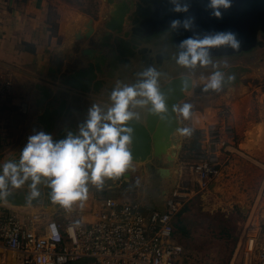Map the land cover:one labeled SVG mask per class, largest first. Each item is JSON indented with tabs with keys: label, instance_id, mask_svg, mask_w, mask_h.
<instances>
[{
	"label": "crops",
	"instance_id": "obj_1",
	"mask_svg": "<svg viewBox=\"0 0 264 264\" xmlns=\"http://www.w3.org/2000/svg\"><path fill=\"white\" fill-rule=\"evenodd\" d=\"M121 1L123 0H119V2ZM129 1L134 3V6L137 3V0ZM50 6L54 7L53 11ZM112 9L111 6L104 3V0H100L98 16L92 17L85 14L73 15L71 11L57 4L51 5L47 0H26L17 6L0 11V67L12 77V105L15 111L10 121L6 122L7 131L0 135V164L8 160L18 161L29 136L38 131H44L51 135L56 142L60 134L66 132L71 126H76L78 129L79 125H82L88 118L89 109L93 104H99L105 108L110 106V94L113 87L117 84L130 85L138 82L140 79L138 73L148 67H155L161 73V88L174 78L181 76L192 78V89L185 91L186 98L179 103H186L189 94L195 92V85L203 75L198 74L196 69L194 72L184 68L178 69L174 63L176 56L181 51L180 43L189 37L206 34L205 27H202L198 21L199 25L195 23L191 31L185 30L183 27L172 30L170 22L174 19L181 20V17L174 12H165L164 15L161 13V18L157 19L153 26L154 31L147 36L146 42L140 47L142 55L113 63L114 42L119 35L107 29V22L111 19L110 12ZM53 12H56L55 21L52 18ZM78 16L82 18L79 21ZM213 20L218 21L215 18ZM211 21V18H207L202 22H205L203 24L205 25L211 24ZM125 31H128L127 27ZM258 35V40L262 42L259 49H262L264 48V31L260 30ZM245 45L240 42L239 49H232L227 46L213 48L210 49V55L213 60L219 57L224 59L239 58L241 53L255 48L254 46L248 49ZM87 51H92L96 57H107L103 73L98 74L96 79L103 83L98 91L91 88L88 92H83L64 84L65 80L74 72L87 70L88 65L94 62L86 54ZM231 66V70L228 69L226 73L237 77L238 82L242 80L241 72L244 75L248 73L245 72L242 65L232 64ZM231 84L233 83L231 82L229 85ZM240 91L241 89L234 91L228 89L227 95L231 98L239 94ZM258 91V89H248L243 96L235 97V101L240 104L241 108L236 115H233L232 112L234 125L237 126L243 137L250 140V149L255 150L261 148L256 145V141L260 132H264V91ZM247 99L252 100L250 107H244V101ZM218 107L219 104L207 108L203 114L201 113L203 119L199 122L194 117L188 121L178 120L179 128L191 126L194 130L201 129L208 120L214 117ZM47 110L51 116L49 120L43 118ZM135 111L140 115L138 122L146 124L148 120L147 109L137 108ZM195 123L199 124V127H195ZM172 138L180 143L177 167L179 159L184 158L188 145L193 143L195 139L194 135L183 137L177 130L171 136V140ZM239 140H241L240 136ZM245 151L250 153L249 148ZM246 154L241 150L240 142L239 154L234 155L232 159L240 155L246 156ZM163 160H165L164 157ZM166 166L162 163L160 165L155 156L147 162H133L129 171L119 178L106 180L101 189L98 190L95 186L89 185L88 199L82 206L78 203L71 210L47 202V198L44 196L47 189L45 187L42 188L43 197L34 204L31 202L27 205L14 206L3 201L0 204V218L5 215H17L19 217L39 215L49 218L55 217L58 220L92 217L84 211L86 206L95 199L96 191L117 192L115 189L119 185L129 178L133 179V177L137 178L136 182L140 183V188L135 194L136 199L130 200L132 198H127V196V201H124L120 197L117 198L124 202L134 201L150 209L152 207L145 202L147 199L157 202L155 199L157 194L163 203L170 194L168 191L170 186L174 188L177 183V178L174 182L169 181V183L159 176L160 168ZM156 174L158 179L152 178V175ZM160 180L161 182H159ZM158 183H161L162 186L160 190L157 188ZM144 190H150V197L146 196ZM25 192H28L27 186L11 190V193L14 194ZM96 199H100L97 201L100 206L104 198L97 197ZM89 219L87 220L90 221ZM20 258L19 255L0 244V264H22Z\"/></svg>",
	"mask_w": 264,
	"mask_h": 264
},
{
	"label": "built area",
	"instance_id": "obj_2",
	"mask_svg": "<svg viewBox=\"0 0 264 264\" xmlns=\"http://www.w3.org/2000/svg\"><path fill=\"white\" fill-rule=\"evenodd\" d=\"M23 1L0 0V11ZM12 96V77L0 67V135L15 112ZM197 131L199 150L191 154L192 161L180 163L164 210L106 198L90 221L5 215L0 218V244L19 255L22 264H182L176 224L193 196V190L184 186L183 171L204 191L239 154V135L227 105L219 106ZM230 264H264V182Z\"/></svg>",
	"mask_w": 264,
	"mask_h": 264
},
{
	"label": "clouds",
	"instance_id": "obj_3",
	"mask_svg": "<svg viewBox=\"0 0 264 264\" xmlns=\"http://www.w3.org/2000/svg\"><path fill=\"white\" fill-rule=\"evenodd\" d=\"M175 13H189L185 0H169ZM232 7V0H209L206 9L214 18L221 19L223 12ZM194 17L174 19L172 30L183 27L191 31ZM239 49L240 41L233 32H214L196 35L183 40L175 63L181 68L194 72L198 67L215 69L210 76H201L204 81L202 92H219L234 80V76L220 70L213 63L210 49L220 47ZM140 79L134 84H117L113 87L110 106L93 104L88 118L79 126L77 133L67 134L65 139L54 142L44 131L29 136L18 161L8 160L0 164V200L6 199L12 189L27 186L28 203L38 199L42 188L50 190V200L54 205L71 210L78 203L82 206L89 196V185L98 190L108 179L124 175L132 167L131 141L134 129L132 121H139L135 109H147V113L166 119L169 112L166 97L160 86L161 73L155 67H148L138 73ZM171 111L177 120H191L193 105L177 103ZM183 137H191L194 128L184 126L177 129Z\"/></svg>",
	"mask_w": 264,
	"mask_h": 264
},
{
	"label": "rangeland",
	"instance_id": "obj_4",
	"mask_svg": "<svg viewBox=\"0 0 264 264\" xmlns=\"http://www.w3.org/2000/svg\"><path fill=\"white\" fill-rule=\"evenodd\" d=\"M47 1L51 5L57 4L64 7L66 10L71 11L73 15L98 16L100 0ZM104 3L107 4L106 0H104ZM50 8H52V11L54 10L53 6H50ZM52 18L55 21L56 12L52 13ZM79 18L81 17L78 16V21L80 20ZM239 58L224 59L219 57L214 59L213 63L219 65L220 70L225 72L228 69L231 70L232 64L242 65L245 72L248 73L246 75L242 72L240 73L242 76L240 82H232L231 86L226 85L219 92L203 93L201 89L204 81L200 79L195 85V92L189 94L186 103L193 105V117L198 122L203 119L201 113L203 114L207 108L215 107L218 104L219 106L228 105L233 115H236L241 107L235 101V97L243 96L248 89L264 91V48L255 47L241 53ZM174 64L178 69H181L176 63ZM214 70L211 66L207 68L198 67L196 72L207 77ZM228 89L230 91L241 89V91L234 97L229 98L230 96L227 95ZM251 101L245 100L244 107H248ZM234 126L241 138V150L244 154L247 153L246 156L240 155L232 159L223 173L204 191L198 189L194 184L192 175L186 169L182 173L183 181L185 182L184 186L188 187L190 191L193 190L192 199L185 206L176 225V239L183 247L182 264H230L242 241L243 229L250 213V207L264 182V142L259 150L250 149V140L243 137L237 126ZM195 127H199V124L195 123ZM194 143L195 140H193ZM193 144L191 146L195 145ZM247 148H249L250 153L245 151ZM183 157L179 159L177 168L178 166L180 167V163L192 161L191 154ZM153 177L158 179L157 174L152 175ZM136 179L134 177L133 179L129 178L117 188L114 186L117 192L109 191L105 193L104 190L96 191L95 199L90 205L86 206L84 212L92 215L99 210L100 206L97 201L100 199H96L97 197L116 200H120L117 198L120 197L125 201L128 196L127 198H132L130 200H135V194L140 188V183L136 182ZM161 187V183H158V190L162 189ZM172 189L173 186H170L168 191ZM144 193H146L147 197H150V190H144ZM155 199L157 202L148 201L149 199L145 202L152 207L150 209L164 210L168 198L162 203L156 194ZM82 218L88 221L87 219L90 218L89 220H91L92 217Z\"/></svg>",
	"mask_w": 264,
	"mask_h": 264
},
{
	"label": "water",
	"instance_id": "obj_5",
	"mask_svg": "<svg viewBox=\"0 0 264 264\" xmlns=\"http://www.w3.org/2000/svg\"><path fill=\"white\" fill-rule=\"evenodd\" d=\"M106 2L113 8L110 12L111 19L107 22V29L119 35L114 42L113 63L142 55L140 47L146 42L147 36L154 31L153 26L156 20L161 18V13L164 15L165 12H173L169 0H137L135 6L129 0L121 2L119 0H106ZM185 2L190 6L189 13H179L181 20L185 19L186 15L194 17L195 23L197 24L199 21L202 27H205L207 33L233 32L240 42L246 44L245 47L248 49L262 45V42L258 40V34L260 30L264 31V0H232L231 9L223 12L221 19L215 18L219 22L213 20L214 17L206 9L209 0H185ZM207 18L212 19L211 24L203 25L205 22L202 21ZM126 27L128 31H125ZM86 54L94 62L88 65L87 70L74 72L65 80L64 84L83 92H88L91 88L98 91L103 83L96 79L98 74L103 73L107 57H96L92 51H87ZM232 82L237 83L238 78L236 77ZM192 85L193 80L191 77L181 76L172 79L161 88L169 109L165 120L161 121L158 117L148 114L146 124L138 121L129 123L128 126L134 129L130 145L133 162H147L155 156L158 161L161 158L162 163L165 148L169 142L171 143V136L179 128L176 115L171 111L172 106L186 98L185 91L191 90ZM43 118L45 120L51 118L49 110L45 112ZM77 131L76 126H71L66 132L60 134L57 141L65 139L69 132L75 135ZM162 170L164 168H161V174L160 170L158 172L161 178H163ZM26 196V192L11 193L6 199L0 200V204L7 201L14 206L27 205ZM44 196L47 198V202H51L49 189H46ZM41 197H43V194L32 203L40 201Z\"/></svg>",
	"mask_w": 264,
	"mask_h": 264
},
{
	"label": "bare ground",
	"instance_id": "obj_6",
	"mask_svg": "<svg viewBox=\"0 0 264 264\" xmlns=\"http://www.w3.org/2000/svg\"><path fill=\"white\" fill-rule=\"evenodd\" d=\"M79 19L81 20L82 18H79ZM229 86H231V85H229ZM170 140H171V138H170ZM263 142H264V132L263 133L260 132V134L257 137L256 145L260 148L261 145H263L262 144ZM179 148H180L179 141L173 140V138H172L171 143L169 142V144H167V147L165 148V153H163L164 154L163 157L165 160H163V157H162V164L167 165V166L164 168V170H162L163 171L162 177L166 182L167 181L168 182L169 181L174 182L177 175L180 173V170L177 169V167H176ZM159 163L161 165V158L159 160ZM160 174H161V168H160Z\"/></svg>",
	"mask_w": 264,
	"mask_h": 264
},
{
	"label": "trees",
	"instance_id": "obj_7",
	"mask_svg": "<svg viewBox=\"0 0 264 264\" xmlns=\"http://www.w3.org/2000/svg\"><path fill=\"white\" fill-rule=\"evenodd\" d=\"M193 135H194V138H195V143H194L195 145L193 143H191V144H193L194 146H191V144L188 145L189 147L186 149V153L184 154L185 156L188 153L189 154H192V153L197 152L199 150L198 131L197 130H194Z\"/></svg>",
	"mask_w": 264,
	"mask_h": 264
}]
</instances>
